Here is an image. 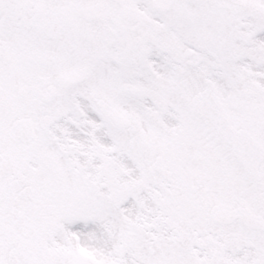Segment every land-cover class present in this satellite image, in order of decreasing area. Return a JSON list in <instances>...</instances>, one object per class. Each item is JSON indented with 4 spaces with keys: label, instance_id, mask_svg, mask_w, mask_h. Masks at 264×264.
<instances>
[{
    "label": "snow or ice",
    "instance_id": "1",
    "mask_svg": "<svg viewBox=\"0 0 264 264\" xmlns=\"http://www.w3.org/2000/svg\"><path fill=\"white\" fill-rule=\"evenodd\" d=\"M0 264H264V0H0Z\"/></svg>",
    "mask_w": 264,
    "mask_h": 264
}]
</instances>
